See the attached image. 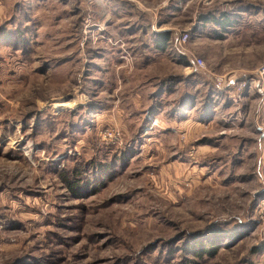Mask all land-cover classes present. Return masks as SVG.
Masks as SVG:
<instances>
[{"label":"rangeland","instance_id":"374dc122","mask_svg":"<svg viewBox=\"0 0 264 264\" xmlns=\"http://www.w3.org/2000/svg\"><path fill=\"white\" fill-rule=\"evenodd\" d=\"M0 264H264V0H0Z\"/></svg>","mask_w":264,"mask_h":264},{"label":"built area","instance_id":"2783aa9c","mask_svg":"<svg viewBox=\"0 0 264 264\" xmlns=\"http://www.w3.org/2000/svg\"><path fill=\"white\" fill-rule=\"evenodd\" d=\"M187 38H188V35L187 34L180 35L177 44L179 46L184 45L186 43V41H187ZM193 60H194V65L196 67H198V68H203L204 67V61H203V59H201V58H194ZM215 81L217 82V85L218 86H220L221 83L224 82L221 77H216L215 78Z\"/></svg>","mask_w":264,"mask_h":264},{"label":"trees","instance_id":"16d2710c","mask_svg":"<svg viewBox=\"0 0 264 264\" xmlns=\"http://www.w3.org/2000/svg\"><path fill=\"white\" fill-rule=\"evenodd\" d=\"M216 22H217L218 25H221V27H223V26L225 25L224 23H219V21H216ZM222 25H223V26H222ZM166 42H167V40H163V42H162V48H164ZM160 47H161V45H159V48H160ZM73 186H76V184H75V183L71 184V187H73ZM208 249H210V248H209V245H208V246H202V247L200 248V250L198 249V250H197V253H194V254H195V255H198V256L201 257V256H202L203 254H205V253H208V255H211V254L214 253V251L210 252V250H208ZM212 249H214V247H213Z\"/></svg>","mask_w":264,"mask_h":264},{"label":"bare ground","instance_id":"6f19581e","mask_svg":"<svg viewBox=\"0 0 264 264\" xmlns=\"http://www.w3.org/2000/svg\"><path fill=\"white\" fill-rule=\"evenodd\" d=\"M68 105H69V104H63L62 106L58 107V109H62V108H66V107L68 108ZM69 106H70V105H69Z\"/></svg>","mask_w":264,"mask_h":264}]
</instances>
